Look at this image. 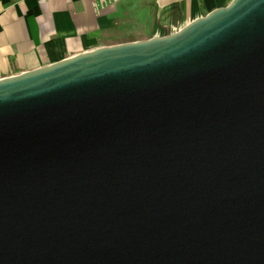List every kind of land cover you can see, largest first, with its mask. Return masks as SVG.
Returning a JSON list of instances; mask_svg holds the SVG:
<instances>
[{
  "label": "water",
  "instance_id": "obj_1",
  "mask_svg": "<svg viewBox=\"0 0 264 264\" xmlns=\"http://www.w3.org/2000/svg\"><path fill=\"white\" fill-rule=\"evenodd\" d=\"M0 264H264V0L0 78Z\"/></svg>",
  "mask_w": 264,
  "mask_h": 264
},
{
  "label": "crops",
  "instance_id": "obj_2",
  "mask_svg": "<svg viewBox=\"0 0 264 264\" xmlns=\"http://www.w3.org/2000/svg\"><path fill=\"white\" fill-rule=\"evenodd\" d=\"M230 1L0 0V78L99 46L176 32Z\"/></svg>",
  "mask_w": 264,
  "mask_h": 264
},
{
  "label": "rangeland",
  "instance_id": "obj_3",
  "mask_svg": "<svg viewBox=\"0 0 264 264\" xmlns=\"http://www.w3.org/2000/svg\"><path fill=\"white\" fill-rule=\"evenodd\" d=\"M118 40H120V39H113V40H111L110 42H117Z\"/></svg>",
  "mask_w": 264,
  "mask_h": 264
},
{
  "label": "built area",
  "instance_id": "obj_4",
  "mask_svg": "<svg viewBox=\"0 0 264 264\" xmlns=\"http://www.w3.org/2000/svg\"><path fill=\"white\" fill-rule=\"evenodd\" d=\"M106 0H101V2H105Z\"/></svg>",
  "mask_w": 264,
  "mask_h": 264
}]
</instances>
